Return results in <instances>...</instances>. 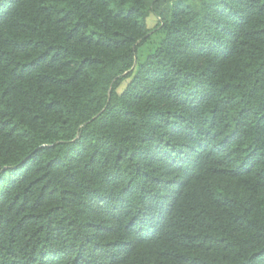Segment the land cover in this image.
Returning <instances> with one entry per match:
<instances>
[{
  "label": "trees",
  "instance_id": "1",
  "mask_svg": "<svg viewBox=\"0 0 264 264\" xmlns=\"http://www.w3.org/2000/svg\"><path fill=\"white\" fill-rule=\"evenodd\" d=\"M168 5L0 0V264H264V0Z\"/></svg>",
  "mask_w": 264,
  "mask_h": 264
},
{
  "label": "rangeland",
  "instance_id": "2",
  "mask_svg": "<svg viewBox=\"0 0 264 264\" xmlns=\"http://www.w3.org/2000/svg\"><path fill=\"white\" fill-rule=\"evenodd\" d=\"M199 1L200 0H169V6L173 5V4H181L183 6H190V7H198L199 5ZM161 36L160 35H155L154 39L158 40ZM156 42L151 40L150 41V47L153 46ZM153 44V45H152ZM144 50H146V48H144ZM145 54L141 55V52L138 56V61L141 62L142 58L144 57Z\"/></svg>",
  "mask_w": 264,
  "mask_h": 264
}]
</instances>
